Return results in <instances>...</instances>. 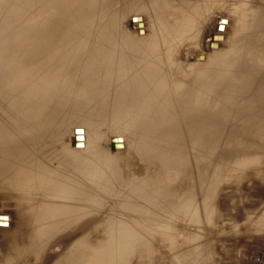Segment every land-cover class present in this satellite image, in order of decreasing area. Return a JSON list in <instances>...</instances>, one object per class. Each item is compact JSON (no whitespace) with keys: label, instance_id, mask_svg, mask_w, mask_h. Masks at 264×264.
<instances>
[{"label":"rangeland","instance_id":"1","mask_svg":"<svg viewBox=\"0 0 264 264\" xmlns=\"http://www.w3.org/2000/svg\"><path fill=\"white\" fill-rule=\"evenodd\" d=\"M64 1L11 0L10 10H0V126H3V131L6 130L5 126H8L11 133L10 140L8 139L7 143L4 142L6 146L0 140L4 144L3 148L0 143V157L3 156L0 158V174L2 175H0V220L2 219L0 221V264H49L48 255L52 256L55 252L59 254L61 250L69 247L72 243L65 237L67 236L64 235L65 232L57 233L59 235L56 234L51 238L40 233V231H44L45 225L40 227L39 224H36L37 213L35 216H33L34 212L30 214L29 205L31 210L33 205L29 202L31 199L33 202L32 197L38 198L43 191L41 190L42 192L39 193L35 191V194L39 195L27 192L28 187L35 189L37 186H42V189H46L48 186L50 191V182L54 189L57 188L60 191L64 185L62 182L65 183V188L70 185L72 177L79 179V175L74 176L75 174L71 172L73 169H70V163L58 156V144L56 146L55 141L45 137L50 133L61 137L68 134L67 139L69 134L78 137L77 134L81 133L80 136L83 140V129H76L74 132L65 128L70 122L77 125H89L88 128L95 139V148L92 150V154L94 152V159H92L94 187L96 186L100 190L106 189L108 192L107 210L110 211H107L109 213L107 215L109 219L119 217L117 213L120 214L128 222L130 230H135L134 232L140 236L146 230L143 222L166 224L172 220L173 222L177 221L176 224L178 223V230L175 227L176 232L181 233L180 230L185 231V229L186 231L192 230L191 238L190 236L186 238L174 235L177 237L178 244L173 242L175 246L172 247L169 246L165 238H162L165 236L163 234L145 237V240L153 244L152 257L144 255L143 248H138L134 252H129L130 254L126 258L127 264H190L189 260H186L187 258L197 259L196 261L191 260L197 262L196 264H264L263 136L239 134L240 125H235V127L229 126L227 123L222 125L221 121H217L211 125L212 127L209 126L211 128L209 131L211 130L213 134H209L208 143L202 144L201 139L191 138V128L187 126L190 121L188 118V120L182 119L184 122L180 121L172 128L168 125H152L150 122L137 125L135 121L129 119L137 108L133 109L127 105L114 108L110 104L107 108L97 109L92 103H85L83 99V92H87L89 95L92 91L93 85L88 86V84L93 82L103 87L104 85L97 83H103V77L106 75L103 74L102 69H93V66L89 64L86 67L83 66V60L91 54V50L89 52L87 46L90 45V48H93L94 43L95 45L99 42L104 44L105 40L110 41L107 39H111L110 42L123 39L124 43L128 45L148 41L162 35L159 28L160 22L173 25L175 21H181L188 11L190 13L193 10H181L184 6L182 0H163L167 3L163 5L162 10L151 8L150 1L153 0H144L141 3L144 2L145 8L141 11L142 8H133V4L138 2V6L141 4L139 3L141 0H97L96 3L94 0H74L73 3L68 2L69 4ZM163 1L161 0L160 3L163 4ZM210 1V10H205L206 7L203 6L201 20L195 24L187 23L193 25L192 35L195 32L198 35L200 32L199 38L195 35L198 40L194 39V35L191 34L188 36L189 38L185 36L181 39H172L173 43L179 44L181 47L179 46V49L177 47V51L172 48L170 62L182 66L184 76L182 72L179 73V76L183 77V80L186 78L187 82L189 79L192 82L197 64L202 62L208 64L212 55L222 56L238 42L245 43L246 41L247 43L248 38L242 32L243 28L253 15L258 18L264 12V0ZM98 3L96 9L92 10ZM59 4L62 5V8ZM6 6L7 3L0 0V9ZM199 11L201 12V10ZM189 13L188 16H190ZM92 14L93 16H91ZM136 14L142 15L144 18L145 30L138 29L133 25V22L143 19L134 17ZM185 17L188 18L187 15ZM90 18L91 20L88 22ZM86 21L87 26H85ZM93 22L94 24L90 25ZM81 23L83 28L80 26ZM62 25L64 26L62 27ZM202 26L205 28L203 29ZM195 27H198L199 31ZM218 34L223 36L224 41L220 44L211 42L213 37ZM159 39L161 40V38ZM48 41L53 45H49V47ZM252 42L254 49L264 52L263 35L257 34L252 38ZM115 55L109 58L112 59ZM242 66L244 70L249 68V64L245 61ZM263 68L259 72L261 76H264ZM224 71H227V68ZM173 72L172 77H177L178 71ZM133 74L136 81L143 76V73ZM234 89L235 82L227 86L226 97L229 93L234 96ZM113 95L115 96L114 93H110L111 97H114ZM180 96H183V93L174 88L172 100L174 101ZM136 100L139 99L136 98ZM143 103L150 105L147 101H143ZM211 112L214 114V111ZM211 112H209V116ZM192 127L196 128V126ZM3 131L2 133H4ZM171 131H182L183 136H172L174 133L168 134ZM153 132L157 136L152 134ZM145 135L149 137L148 141L144 140L147 141L144 143L141 141L147 138ZM0 139H4V137L0 135ZM8 141L11 143L9 144ZM155 141L159 142L161 146L156 145ZM17 142L18 144H16ZM13 145L14 148H11ZM16 145L19 147L16 148ZM172 146L177 147L172 152V158L165 159ZM14 149L15 152H12ZM24 149L25 151H23ZM28 150L30 151L28 152ZM34 151L47 160L46 162L41 157L43 161H39L40 168L45 162L53 169L49 167L47 170L48 166L43 165L44 170H40L48 173L46 175L43 172L45 179L41 178L44 175H41L38 166L34 167L36 166L35 159H32L34 164L31 161V158H35L32 154ZM7 153L8 155H6ZM245 156L249 159L244 161ZM27 158L30 160L28 161ZM22 160L23 163L26 162L25 165L21 163ZM145 160L147 161L145 162ZM30 164L33 166H28ZM56 165L60 169L58 174L64 173L65 179L61 177L62 175L56 174L58 171ZM54 169H56L55 172ZM63 170L66 172H61ZM52 172L54 173L52 174ZM69 172L70 180L67 183ZM150 173L162 177L156 179L157 175L153 174L156 178L152 179L154 176H151ZM50 175L55 179L59 176L60 182ZM33 178L37 181L33 182ZM50 179L52 180L49 181ZM53 180L55 181L52 182ZM151 181L154 182L151 183ZM206 183H208L207 189L209 190L206 189ZM32 184L34 186H29ZM28 194L32 197L30 198ZM26 202L27 204H25ZM27 207L29 209L25 210ZM105 213L106 211L101 212L86 221V224L91 225L90 230L105 223ZM4 214L10 217V227L7 224L9 218L2 216ZM26 215L30 217L27 218ZM188 219L191 221L187 223L190 224L187 229L186 226H183L186 224L182 222ZM5 225L7 228L1 227ZM36 225L38 227H35ZM40 228L43 229L40 230ZM196 233H199V236L192 237L196 236ZM84 234L79 231L77 237L81 238V235H86ZM56 237L60 240L58 243L56 242L54 249L55 243L53 242ZM142 237L144 238V236ZM40 245H43L42 249H40ZM196 246L200 248L201 253L199 250L197 252L199 248ZM188 252L193 253L189 255ZM197 253L202 257L200 258L199 255L197 257ZM194 254L196 257L193 256ZM184 256L186 257L184 258Z\"/></svg>","mask_w":264,"mask_h":264},{"label":"bare ground","instance_id":"2","mask_svg":"<svg viewBox=\"0 0 264 264\" xmlns=\"http://www.w3.org/2000/svg\"><path fill=\"white\" fill-rule=\"evenodd\" d=\"M4 1L7 3V6L5 8L0 9V10H10L11 0H4ZM72 1H74V0H65L64 2H66V4H67L68 2H72ZM94 1L96 3L97 0H94ZM142 1H144V0L139 1V3H141ZM160 2H161V0L150 1V3H151L150 5L152 6L151 8H153L154 10H162L163 5L167 2L163 1L164 2L163 4ZM182 2H184V6L181 10H193V11H190V13L188 11L190 16H188V13L186 12L187 13L186 15L188 18H186L185 17L186 15H185L181 21H179V22L175 21L173 25L160 22L159 28L162 31V35H160V36H157V37L150 39L148 41L141 42L139 44H134V45L125 44L123 39H117L118 41H114V42H110L111 39H107L110 41L105 40V42H103V40H102V42L104 44L106 43L105 45L100 43L99 42L100 40H99L98 41L99 43H97V41H96V43H97L96 45L94 43L93 48H90V45L87 46V48L89 47V52L91 50V54L89 55V57L87 59L83 60L84 61L83 66L86 67L89 64V65L93 66V69H97V70L102 69L104 71L103 74H106V75L103 77V79H104L103 83H97V84L104 85L103 87L96 85L93 82H90L88 84V86L93 85L92 86L93 88H92V91L89 95L87 92H83L84 93L83 99H84L85 103H92L94 105V107L97 109L98 108H107V106H109L110 104L114 108L122 107V106H126V105L131 106L133 109L137 108V110H135V113L133 115H131V117L129 118L130 120L132 119L133 121H135V123L137 125L150 122L152 125H157V124L158 125L160 124V126L168 125L172 128V126H175L176 124L180 123V121H182V119L188 118L191 121V122L189 121L187 123L188 124L187 126H189L191 128V131H190L191 138L201 139L202 144L208 143L207 139L209 138V134L212 133L211 130L209 131V129H211V128H209V126H211L214 122H217V121H221L222 125H226V123H227V125L234 126V127H235V125L236 126L240 125L242 130L240 129L238 131L239 134L240 133L241 134H247L249 136H250V134H256V135L261 136V137L263 136V139H264V76H261L259 74L260 69L264 67V52L262 51L263 52L262 53L261 51H257L256 49H254V44L252 42V38L255 37L257 34L260 36L261 35L264 36V20H263L264 19V16H263L264 12H262L263 13V14L261 13L262 16H260L258 18L256 15H253V17H252L253 20L252 19L249 20V22L246 23L247 25H245V27L243 26L244 28H243L242 32L248 38L247 43H246V41H245V43H239L238 42L237 43L238 45L236 44L230 51L223 53L222 56L212 55V57L210 58L211 60L208 61V64H206L204 62H202L201 64H197L195 66V73L193 75L192 82H190V79L187 82V81H185L186 78L183 80V77H182V75L184 76L182 66L179 64H171V62H170V58H172L170 56V52H171L172 48L173 49L175 48V50H176L177 47H178V49H179V46L181 47V45L173 43L172 39H176V38L181 39V38H185V36L187 38L193 32V25H188L187 23H194L195 24V22H197L198 20H201L200 15L203 14V11H202L203 6L206 7V8L204 7L205 10L206 9L210 10L209 6L211 4V1L210 0H182ZM215 2L217 4V1H215ZM145 3H146V1H145ZM169 3L172 4L171 1H169ZM62 4H65V3L62 2ZM74 4H76V3H74ZM137 4H138V2L133 4L134 9L136 7L138 9L142 8V9H140V11H141L145 8L144 2L139 4L138 6H137ZM219 4H220V2H219ZM59 5H61V4H59ZM98 5H99V3L97 5H95L92 10H95ZM75 6H77V5H75ZM66 7H68V6H66ZM61 8H62V5H61ZM76 8L77 7H75V9ZM77 10H78V8H77ZM150 10H152V9H150ZM199 10H201V12ZM70 11H71V9H70ZM90 13H92V12H90ZM88 15H89V13H88ZM91 16H93V14ZM5 17H6V15H5ZM134 17L139 18V17H142V15L136 14ZM78 20H79V16H78ZM90 20H91V18L88 20V22ZM1 21H2V19H1ZM136 21H138V20H136ZM140 21H142V22H140ZM3 22H4V20H3ZM86 23H87V21L85 22V26H87ZM153 23L155 24V22H153ZM92 24H94V22L90 23V25H92ZM177 24H179V25L177 26ZM133 25L136 26L138 29H142V28L144 29L145 28L144 18L142 20L140 19L139 22H133ZM63 26L64 25H62V27ZM72 26L74 28V24ZM80 26H82V23ZM58 28H60V27H58ZM82 28H83V26H82ZM84 28H86V27H84ZM195 28H196V30L199 29L198 27H195ZM202 28L204 29L205 27L202 26ZM197 31H199V30H197ZM76 32H73V33H76ZM195 33L193 34L194 39L196 38L195 35H197V32H195ZM199 34H200V32H199ZM198 35H197V37L199 38ZM91 36L93 37V35H91ZM102 36H101V38H102ZM86 37H87V35L85 36V38ZM159 38H161V40ZM198 38H196V39L198 40ZM72 39H75V38L72 37ZM91 39H93V38H91ZM213 39L211 42H218L219 44L224 41L223 36L220 34L215 35L213 37ZM94 40H96V39H94ZM49 41H48V46L49 45L52 46L53 44H49ZM197 43L199 44V42H197ZM262 43H263V41H262ZM260 44H261V42H260ZM48 49L51 51L50 48H48ZM49 50H48V52H49ZM113 55H115V56L112 59H110L109 57L113 56ZM244 61L249 64V68H247L249 70L243 69L242 63H244ZM226 68H227V71H224V69H226ZM172 70L175 72L178 71L177 77H175V76L172 77V74L174 73ZM181 72L183 73L181 75L182 78H180V76H179L180 75L179 73H181ZM94 73H96V72L94 71ZM115 73H117V74H115ZM133 73H139V74L143 73V76L141 78H139L138 81H136V77L134 76ZM233 82H235V89L233 90L234 96H231L229 93L228 97H226L225 90L227 89V86H230ZM91 83H93V84H91ZM105 84H107V85H105ZM114 86H116L118 88H115ZM174 88L179 89L183 93V96H180L179 98H177L173 101L172 100V93L174 92ZM110 93H114L115 96L113 95L114 97H111ZM132 98H134V100H132ZM136 98L139 100H136ZM143 101L149 102L150 105H145L143 103ZM211 111H214V114H212ZM209 112H211L210 116H209V114H210ZM99 117H100V114H99ZM90 122H91V119H90ZM182 122H184V120ZM219 124H220V122H219ZM88 126L86 124L77 125V124H73L71 122L65 126V128L67 130H71L74 132L76 129H83V136H82L83 140L80 136V135H82L81 133L77 134L79 138L73 137L71 134H69L67 139H66V136L68 134H65V136H62V137L60 135H57V136L52 135L51 133L45 135V137L48 138L49 140L55 141L56 146L58 144V147H59V149L57 150L58 156L63 157L66 161H68L70 163V166H71L70 169H73L71 172H73L75 174L74 176L79 175L80 176L79 179H77L75 177L76 178V180H75V178H73L71 175V177L73 179L71 178V180H70V172H69L68 173L69 177H67V175L66 176L64 175V176L69 178V179H67V183L69 182V180L71 182H70V185L69 186L66 185L68 187H65V188H64L65 183L62 182L64 184L63 185L64 189L62 188L63 190L61 188H60L61 189L60 191L57 188L54 189L51 182H50V185H52L51 187L47 183L49 185V189L51 188L50 191L48 190V186H46L47 190L45 188L42 189V186L36 187V185H35L36 182L34 183V185L36 187L35 189L33 187H31V188L28 187V191L26 190L27 192H29V194H32V193L35 194V191H38V193L41 190L43 191V192L41 191L42 194H40V196H38V198H36V199H35V196L32 197V195H31V197L33 198V202H32V199L30 200L31 202H29V201L28 202L32 203V205H33L32 210H31V206L29 204L28 205H29L30 209L28 207L25 208V210L29 209L31 211L30 214L32 212H34L33 216H35V214L37 213V217L35 219L36 224H39L40 227L42 225H45L44 231L43 232L40 231V233L46 234L51 238L52 236L55 237V235L57 233H62V232L64 233L65 232L64 235H67L65 237H67V239H70L72 242L71 245H69V247L64 248V250H61L59 252V254H57V252H55V253L52 252L53 257L48 255L47 261L49 262V264H127L126 258L128 257V254H130L129 252H132V251L134 252V251L138 250V248H140V249L143 248V254L147 255L150 258L152 257V254H153L152 245L153 244L151 242L145 240V237H147V236L153 237L152 235L156 236L159 234L160 235L163 234L165 236L162 237L163 236L162 235L160 237L165 238V240L168 242L170 247L175 246L174 245L175 243L178 244V242L176 241L177 237L174 235L184 236L186 238L187 237L189 238V236H190V238H191V234H192L191 231L192 230L190 231L188 229L190 224L189 225L187 224V223H190V221H191L190 219L182 222L183 224H186L183 226H186V227L188 226L187 227L188 231H186L185 227H182L185 229V231L179 229L181 231V233L179 231L176 232L177 225H178V223L176 224L177 221L173 222L171 220L170 222H168L166 224H156V223L150 224V223L143 222L142 224L145 225V227H146V230L144 231L145 233L142 235V236H144V238H143L142 236L136 234L134 232L135 230L134 231L130 230L128 222L126 221V219L123 218V216H120V214L117 213V216H119V217H115L114 219L108 218L107 214H109V213L107 211H110V210H107L108 192L106 191V189L100 190V189H97L96 186L94 187V182H95L94 181L95 180L94 179V171H93L94 166L92 164V159H94L93 158L94 152L92 154V150H94V148H95V143H94L95 139L92 136L91 130L88 128ZM192 126H196V128H193ZM5 128H6V130L3 131V126H0V135H2L4 137V139H0V140L3 141V143L6 142L8 139L10 140V138H11V133H10L9 127L5 126ZM2 131L4 133H2ZM172 133H174V134H172ZM152 134H154V132ZM168 134H172V136H180V135L183 136L182 131H180V132L179 131H174V132L171 131V133H168ZM147 135H149V134H147ZM147 135H145V136H147ZM154 135H156V134H154ZM211 136H213V135H211ZM132 137H133V135H132ZM148 137L149 136H147V138L145 137L146 139H143L141 142H144V143L147 142ZM142 138H143V136H142ZM13 139H14V137H13ZM16 139H17V137H16ZM138 139L139 138L137 137V140ZM21 140H23V139H21ZM144 140H147V141H144ZM139 142H140V140H139ZM0 143L2 144V142H0ZM8 143H9V141H8ZM24 143H26V141ZM4 144H2L3 148H4ZM16 144H18V142ZM22 145H23V143H22ZM26 145H24V146H26ZM156 145L161 146V144L159 142H156ZM5 146H6V144H5ZM15 147L18 148L19 145H18V147H17V145ZM152 147H150V148H152ZM11 148H14V145H13V147L11 146ZM21 148H22V146H21ZM176 148L177 147H175V146L170 147V150L167 153V158L165 157V159H171L172 158V152H174L176 150ZM26 150H27V148H26ZM23 151H25V149ZM29 151L30 150H28V152ZM132 151H134V150H132ZM152 151H150V152H152ZM155 151H157V148H155ZM12 152H15V149ZM177 152H179V151H177ZM8 153L6 155H8ZM22 153H25V152H22ZM32 154H33V157L35 156V158H31V161H32V159H35L36 166H34V167L38 166L37 167V168H39L38 170H40V169L44 170L43 165H46V166H48V169H47V167H46V169L49 170L50 166L45 162H43L44 164H42V168H40L38 165L40 160L43 161V159L41 158L43 156H40L39 153L35 152V151ZM34 154H36V155H34ZM30 157H32V156H30ZM0 158H3V156H1ZM7 159H8V157H7ZM143 159H141V160H143ZM245 159L247 160L249 158H246V156H245L244 161H245ZM24 160H25V158H24ZM27 160H28V158H27ZM44 160H46V159L44 158ZM51 161H53V160L51 159ZM146 161L147 160H145V162ZM32 162L34 164V160ZM46 162H47V160H46ZM142 162H144V161H142ZM21 163H23V160L21 161ZM56 163H57V161H56ZM98 163H99V161H98ZM100 163H102V162H100ZM23 164L25 165L26 162ZM40 164H41V162H40ZM102 165H103V163H102ZM12 166L14 167V164ZM28 166L32 167L33 165L31 166V164H30ZM54 166H53V168H55ZM56 166L58 168L57 169L58 171L56 174H58L60 169H59L58 165H56ZM15 167H16V165H15ZM37 168H36V171H37ZM60 168H61V166H60ZM29 170H30V168H29ZM41 170L39 172L41 173V175H44L43 174L44 171H41ZM55 171H56V169H54V172ZM64 171L65 170H63L61 172H64ZM30 172H32V170H30ZM54 172H52V174ZM145 172H146V170H145ZM49 173H50V171H49ZM45 174L47 175L48 173H45ZM63 174H58V175L59 176L62 175L61 177L64 178ZM146 174H147V172H146ZM153 174H155V173H153ZM153 174H151V176ZM58 175H56V176H58ZM155 175H157V178H156V176L153 175L154 177L152 179H155V178L158 179L161 176L160 175L158 177V174H155ZM28 176H30V175H28ZM50 176L54 178V176H52V175H50ZM59 176H58V178L60 179ZM34 177H36V176H34ZM129 177H132V176H129ZM41 178L45 179V175H44V177L41 176ZM58 178L57 179L54 178V179L59 181ZM62 178H61V180H62ZM48 179H46V180H48ZM29 180H31V179H29ZM51 180L52 179H50L49 181H51ZM55 180H53L52 182H54ZM32 181L34 182L37 180H35V178H33ZM58 181L56 182V184L58 183ZM156 181L157 180H155V182ZM42 182H43V180H42ZM152 182H154V181H151V183ZM156 183H158V181ZM156 183H154V184H156ZM154 184H152V185H154ZM34 185L32 184L29 186H34ZM210 186H211V184H210ZM54 187H56V186H54ZM57 187H59V186H57ZM52 188H53V190H52ZM207 188H208V183H206V189ZM207 190H209V189H207ZM29 194H28V196H29ZM147 194H149V192ZM37 195H39V194H37ZM26 199H27V197H26ZM25 204H27V202ZM104 211H106V213L104 214L105 223L103 225H99L98 227H96V229L90 230L91 225L86 224V221H89L90 219H92V217H94L95 215H97L101 212H104ZM48 213H50V214H48ZM30 214L27 213V215H30ZM27 215H26V217H27ZM2 216H8V215L4 214ZM28 217H30V216H28ZM8 218L9 219L8 220L6 219V220L8 222L7 224L10 227V217L8 216ZM0 221H2V219ZM1 227L5 228L6 225L1 226ZM35 227H38V226L36 225ZM92 227H94V226H92ZM175 227H176V229H175ZM37 229H39V228H37ZM41 229H43V228H40V230ZM172 229H173V231H172ZM79 231L85 233L86 235L85 234H84L85 236L81 235V238L77 237V233ZM57 235H59V234H57ZM198 236H199V233H196V236L194 235L192 237H198ZM45 238H47V237H45ZM59 240L60 239L59 238L57 239V237H56V240H54V242H53V243H55L54 249H55V245L59 242ZM163 241H164V239H163ZM173 242H175V243H173ZM47 244H48V242H47ZM59 245H60V243H59ZM198 246H196V247L199 248ZM42 247H43V245H40V249H42ZM51 247H50V249H51ZM57 247H58V245L56 246V248ZM63 247H64V245H63ZM52 249H53V247H52ZM198 250L200 252V248L197 249V252H198ZM188 253L190 255V253H193V252H188ZM198 255L200 256V258L202 257L200 254L197 253L196 256L198 257ZM193 256L196 257L195 254ZM185 257L186 256H184V258ZM189 257L194 258L191 256H189ZM129 258H131V257H129ZM186 260L187 261L189 260L188 262L190 264H196L197 263V262L195 263V261L197 259L196 260L191 259V260H195V261H191L190 259L187 258Z\"/></svg>","mask_w":264,"mask_h":264},{"label":"snow or ice","instance_id":"3","mask_svg":"<svg viewBox=\"0 0 264 264\" xmlns=\"http://www.w3.org/2000/svg\"><path fill=\"white\" fill-rule=\"evenodd\" d=\"M6 219V218H5Z\"/></svg>","mask_w":264,"mask_h":264}]
</instances>
